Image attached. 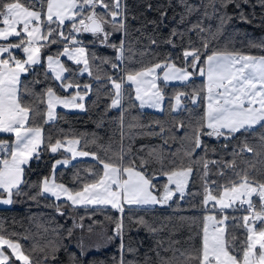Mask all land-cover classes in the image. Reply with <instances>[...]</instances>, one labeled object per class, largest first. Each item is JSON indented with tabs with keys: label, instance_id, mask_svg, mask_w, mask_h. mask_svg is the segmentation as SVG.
Segmentation results:
<instances>
[{
	"label": "snow or ice",
	"instance_id": "obj_1",
	"mask_svg": "<svg viewBox=\"0 0 264 264\" xmlns=\"http://www.w3.org/2000/svg\"><path fill=\"white\" fill-rule=\"evenodd\" d=\"M257 7L258 26H264V0H174L160 8L148 3L147 10L158 11L159 24L173 9L176 26L162 42L181 51L132 69L130 64L143 63L137 54L146 53L136 48L140 38L130 37L143 36L146 25L130 30L129 21L137 17L126 0H0V41L7 42L0 43V135L7 137L0 138V205L23 198L40 206L43 200L42 206L55 212L46 223H35L34 233L26 229L6 238L0 223V264H9L5 246L22 264H264V55L229 47L232 41L225 37L233 20L254 23ZM85 34L91 37L87 42ZM245 47L264 52V39H250ZM98 48L111 49L112 55L99 54ZM85 74L91 82H80ZM169 85L171 94L165 91ZM88 101L101 111L97 127L113 119L116 124L118 139L109 137L107 145L91 141L106 159L84 150L88 141L78 150L82 137L45 135V125L63 119L58 107L86 112ZM145 108L167 112L170 119L145 122L137 111ZM113 110L115 118L108 115ZM137 138L162 143L136 148ZM205 138L223 143L217 147ZM229 147L230 160L209 158ZM61 150L70 155L54 159L49 175L29 179L34 159ZM89 156L102 165L87 170L91 180L77 172L75 188L57 181L59 166ZM197 181L200 190L191 191ZM110 210L117 215H108ZM189 210L201 215L182 214ZM134 211L152 215H131ZM141 230L153 240L143 253V241L131 235ZM185 230L187 238L177 239ZM16 236L34 241L27 254L11 238ZM113 247L114 254L104 255Z\"/></svg>",
	"mask_w": 264,
	"mask_h": 264
},
{
	"label": "trees",
	"instance_id": "obj_2",
	"mask_svg": "<svg viewBox=\"0 0 264 264\" xmlns=\"http://www.w3.org/2000/svg\"><path fill=\"white\" fill-rule=\"evenodd\" d=\"M128 5V10L131 15H135L137 17L136 20H130V30L134 28H139L142 25H146V28L143 29L144 35L142 36L140 32H133L132 37L130 39H135L136 37L140 38V43L136 45V48L139 51H145V55L143 57H140L138 54L135 57L137 61H143V63H132L129 65L132 69H139L142 66L149 64V63H155L156 59L163 60L165 55L167 53H172L173 56L180 53L181 48H172L170 45L164 44L162 41L164 38L168 37L170 30L176 26V21L172 19L174 11L173 9L168 10V18L164 21L163 24H159V13L158 11H149L146 8V5L148 3H151L154 5L155 8H160L161 6H166L169 3H174V0H126ZM245 12H250L252 9L250 6H244ZM176 12L180 11L179 8L175 9ZM230 13L234 11V9L230 6L229 10ZM257 16L252 24H246L239 22L238 20H233L229 25H227L225 30V37L227 39L232 41V44H229V47H232L234 44L237 49H242L247 54L252 55H264V52L260 51L259 49L252 48L249 49L245 47V45L248 43V40H254V41H260L261 39H264V26H258L259 25V14L261 12V9L257 7L255 9ZM155 20L157 21V25L148 24V21ZM186 27V26H181ZM148 36H152L156 38L159 43L157 45H150L149 40L147 39ZM225 37L221 38V45L223 44ZM17 39V38H14ZM86 38L85 42H87ZM193 41H196L195 35L192 36ZM11 40V39H10ZM177 43L179 44V40H177ZM56 47L58 46H52V49L49 51H55ZM98 53L102 55H112L111 49H103L98 48ZM154 54L155 57L154 58ZM19 55V53L17 54ZM21 58H23V55H20ZM63 61L66 62L68 66H73L70 61H67L66 59H63ZM105 68L109 71L107 66ZM81 83L85 82H91V78L85 74L82 77H79ZM197 84L201 82L200 78H196L195 81ZM47 83H52V81H48ZM178 87V85H175ZM44 85H38L37 90L43 88ZM174 85H169L167 89H165L166 92L171 94L173 90ZM58 93L61 95H68V93H64L57 89ZM95 96H92V99H95ZM104 103H107L106 100L101 101V105ZM167 103V102H166ZM87 106L89 108L88 111H65L62 109H58L57 112L60 114V116L63 117V119L57 120L52 125H45V135L49 133V131L52 133L54 139L55 138H63L65 135L68 138H81V144L78 146V149L82 148L85 141H88V147L84 150L87 151H96L101 158L106 159L103 152L99 150L96 144H92L91 141L95 138L97 140V144H104L107 145L109 143V137H114L118 139L117 135V128L116 124L113 120H107L106 123L103 125V127H97V121L100 118L101 111L98 108H95L91 105V102H87ZM142 112V119L147 122L149 120L153 119H170L168 116V113H160L156 111L151 110H137ZM117 110H113L108 115L110 117L115 118L117 116ZM180 117H184V113L178 114ZM59 129H63V133L59 132ZM177 135H180V133H177ZM0 138H7L4 136H0ZM208 140V143L211 145L219 146L220 143H223V140L216 141L211 140L208 138H205ZM162 141L159 138H137L135 140L134 147L138 148L141 144L146 145H159ZM233 144L237 143V141H233ZM179 144H173L172 147L175 149L178 147ZM116 147L115 145L113 146ZM199 152V150H197ZM232 149L229 147L227 150L219 149L217 154L209 153L210 159H220L223 157L224 160H230L232 157L228 154L231 153ZM182 155V153H181ZM64 156H68L64 153H58V154H51L49 152L43 153L41 159L39 160H33L31 162L30 171L28 173L29 179L31 181H37L43 176H47L50 173L51 164L53 163L54 159H60ZM245 158H250V154H245ZM180 157H177V163H179ZM255 162V161H253ZM262 165L257 164V167L260 168ZM241 167H243V164H241ZM102 168V165H99L97 161L91 159H81L76 160L72 163H70L68 166H60L57 169L56 179L58 182H63L66 184V186L70 188L77 187V184L73 183V177L74 174L79 172V175L82 180H91L92 176L90 174L89 169L92 170H99ZM215 168L213 167V171L215 172ZM62 174V175H61ZM228 174L230 175V171H228ZM212 179H220L223 181V178H218L216 176H212ZM264 179V177H261ZM161 182H166V177L160 178ZM191 191H197L200 190V183L197 181L194 185H190ZM201 197H196L195 200L199 201ZM188 200H192L191 197L188 198ZM46 201H41V205L37 206L31 201H25L23 198L20 199L19 203H15L8 207H0V223H3L4 226V232L2 233L5 235L6 238L9 237V233L11 232H17L21 234H25L26 229L30 230L31 232H36L37 229L35 228V223H46L47 220L55 216V212L52 209L43 207V203ZM50 202V201H47ZM185 208H188V204L185 203ZM162 210L157 207L155 209L156 213H160ZM165 212L170 210H163ZM108 215L116 216L117 213L114 210H110L107 212ZM131 215H146V217H150L152 214H145L144 212L140 211H134L130 213ZM183 215L186 216H200L201 213L199 210H189L184 213ZM242 214V213H238ZM97 219L103 220L104 215L98 214ZM59 219L60 223H64L63 218H57ZM68 224H71V221H68ZM240 230H237V234H239ZM131 235L137 239L143 241V246L141 247V253H143L145 250H147L149 247L152 246L153 240L149 236V234L143 230L139 232L133 231ZM188 236L187 230L183 231L182 233L178 234L176 237L180 240H185ZM14 240H18L23 246L24 250L27 254L28 249L31 247V244L34 242L33 240H24L20 236L11 237ZM47 237H45L46 239ZM35 240L39 243H44V240L40 239L39 236L35 237ZM198 243V240L196 241ZM187 247V245H185ZM115 253V248H109L105 251L104 255H112ZM9 264H20L19 261L15 260L13 257L10 258Z\"/></svg>",
	"mask_w": 264,
	"mask_h": 264
},
{
	"label": "rangeland",
	"instance_id": "obj_3",
	"mask_svg": "<svg viewBox=\"0 0 264 264\" xmlns=\"http://www.w3.org/2000/svg\"><path fill=\"white\" fill-rule=\"evenodd\" d=\"M85 37H86V38H91L90 35H88V34H85ZM12 38H14V37H12ZM12 38H10L12 42L17 40V39H12ZM61 59L63 60V59H66V58H65V57H62ZM63 109H64V108H63ZM145 110H151V111H154V110H152V109H147V108H145ZM156 112H157V111H156ZM78 150H79V149H78ZM49 153H50V152H49ZM59 153H64V154H65L66 152H64L63 150H61ZM57 154H58V153H57ZM66 155H70V154L66 153ZM63 158H64V157H63ZM86 158H87V157H77L75 160H72L71 163L74 162V161H76V160H81V159H86ZM90 158H91V157H90ZM60 159H62V158H60ZM67 166H68V165H67ZM59 167H60V166H59ZM0 206H1V205H0ZM4 252H5L6 255H9V261H10V258H12V257L15 259L14 256H11V255H10L11 250H10V249H7L6 246L4 247ZM19 262H20V264H22L21 261H19Z\"/></svg>",
	"mask_w": 264,
	"mask_h": 264
},
{
	"label": "crops",
	"instance_id": "obj_4",
	"mask_svg": "<svg viewBox=\"0 0 264 264\" xmlns=\"http://www.w3.org/2000/svg\"><path fill=\"white\" fill-rule=\"evenodd\" d=\"M14 38H15V37H14ZM13 42H15V41H13ZM0 43H7V42H5V41H0ZM18 53H19V55H23V53H21V52H19V51H16V54H18ZM70 91H71V90H70ZM58 109H62V110L69 111V112H70V111H80V110L63 109L62 107H58L57 110H58ZM57 110H56V111H57ZM0 136H2V135H0ZM86 159H91V158H90V156H89V157H87ZM0 207H8V205H1Z\"/></svg>",
	"mask_w": 264,
	"mask_h": 264
}]
</instances>
